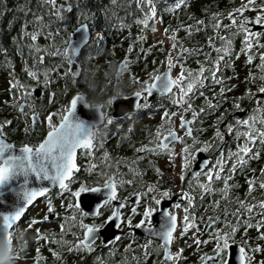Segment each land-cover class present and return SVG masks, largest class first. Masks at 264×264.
Here are the masks:
<instances>
[{
	"label": "snow or ice",
	"instance_id": "1",
	"mask_svg": "<svg viewBox=\"0 0 264 264\" xmlns=\"http://www.w3.org/2000/svg\"><path fill=\"white\" fill-rule=\"evenodd\" d=\"M50 6L51 15L59 20H63V13L70 8L69 3L57 5L56 0H43ZM115 2V0H113ZM135 7L140 11L142 18H137L136 23L148 28L152 25L151 31L156 32L155 23L158 17L156 0H134ZM181 7H187L185 0H174L168 7L164 9L166 12H175ZM245 11L255 13L253 17L243 15ZM84 15V23H79L78 27L67 32L65 38L59 44L53 46L49 43L47 46H38L36 41L38 35L43 34L47 41L52 42L59 35V29L54 33L45 31L46 26L42 22V16L34 15L33 22L39 27H35L33 31H25V26H21V38L28 36L31 43L28 45L30 52L33 53L32 68L25 66L27 76L36 82L37 85L49 88L53 83V76L58 75L61 79L68 76L72 77L73 82L78 79L80 70L79 64H76L78 53L82 47L86 45L89 39L95 40L97 45L104 39L101 32H95L93 37L89 35V16ZM226 18L229 23L223 24L222 19ZM162 23V18H159ZM214 19L215 24L205 25L203 20H196V31H201L203 27H211L214 36L207 38V47L209 52H204L201 48H189L184 45L182 40L177 36L180 29L165 27L163 33L168 36L171 41L168 49V55L161 61L163 70L160 66L154 68L151 72H146L144 77L132 76L129 72V78L132 83L139 87L131 93L135 98V108H146L149 106V97L156 93L161 97H167L172 107L176 111L170 112L165 108L161 113V123L158 124L153 132V139L147 144L141 145L136 149L140 153L166 154L171 161L176 153L170 147L175 142H180L183 147L178 155L180 156V172L179 179L184 181L186 173L188 187H182L178 194V201L171 204V207H163L162 200L170 197V191L164 189L159 191V195L149 194L158 191L156 186L149 185L141 192H132L130 196L135 202L131 203V207L127 213V219L121 211L129 203V197L123 199L118 198V187L123 184H131L132 181L117 180V174L109 176L102 185L97 184L95 187H88L83 181L78 182L79 186L70 193L67 210L79 215L80 220L76 221V216L64 217L59 225L60 238L57 239L55 234L41 233L40 229H36L35 240L37 242L43 240L46 244H58L67 246V252H92L94 242L106 230L115 228L117 230L127 225L133 227L132 217L137 214L138 205L143 200V210L140 212V219L134 225L135 228H143L147 234V243L141 247L144 249V258L148 257V248L154 239L159 240V245L155 251L162 250L163 255L160 257V264H178L183 259L182 248L171 251L170 246L175 239L174 233L179 232V236L183 237L189 230H193V242L199 250L200 244L213 242L211 254L200 253L198 264H229L232 246L237 249L238 264H264V198L256 199L251 194L257 189L264 194V165L259 168V176L255 175V169L249 168L248 171L253 175L245 176L246 191L245 199L235 198L237 207L231 212L232 220L229 219L227 208L224 211V219L220 220L218 215L208 216L206 220H201L202 227L198 225L196 210V189H199L198 196L202 200L205 195H218L215 202H210L205 208L211 207L215 211L220 204V200L227 199L232 188H238L239 184L230 183L238 171L243 172L245 167L251 160H256L260 156V148L264 147V85L256 88L255 92L245 89L244 97H235L236 101L232 107L234 110L245 111L240 109V100L247 98L254 105L250 113L243 118L232 116L228 120V109L220 112L216 121H213L214 129L209 140L200 141L198 137L193 136L192 125L205 114V107L213 113L221 106L224 100H217V96L224 97V93L231 89L223 87V78L218 76L219 64L228 56L230 59L227 66L231 67L232 40L230 37L241 36V49L236 52V56L241 53L246 57V63L251 64L253 55L251 50L255 48H264V44L260 43L264 31H253L249 27L250 24L260 25L264 29V0H243V2L226 13H213L210 20ZM27 23V22H26ZM121 27H124L121 24ZM187 36H191L193 32L192 25H181ZM231 29L229 37L217 35V29ZM147 37L137 35V41H144ZM218 38L222 42L221 47H217L213 40ZM155 43L163 45V40L155 41ZM154 45H150L148 49H137L138 56L143 53L146 55ZM133 50V43L128 45L127 52L116 68L117 75L122 72L129 71L128 53ZM175 51V60L172 53ZM215 51L217 55L213 59L211 52ZM36 54H39L38 58ZM203 55V61L197 60V67L192 69L187 67V61L191 56ZM259 63L256 65L260 71L257 77L253 72L249 71L245 77L246 81L254 82L256 79L264 80V51L259 52ZM45 57L60 58L61 63L55 67H43ZM155 63V61H154ZM66 64L67 68L61 72V67ZM76 64L75 69L73 65ZM178 68L175 75L172 74L173 69ZM220 85L218 92H213L211 98L204 96L202 89L207 87L208 83ZM233 87H235L233 85ZM15 88V96L11 101H4L9 107H15L19 113L20 119H25V126L22 129L25 137H30L35 132L36 125L40 124L45 128L42 138L36 143L22 142L19 146L10 142L6 129L11 126L12 121L5 119L0 121V191L12 193L15 201L9 205L6 200L0 199V236L3 238V248L0 253L7 256L10 252V241L16 225L23 219V216L30 205L37 198L46 199V212L42 217L43 221H48L49 214L55 213L51 198L48 194L53 189H58L57 196L63 195L70 190V185L74 181V174L78 171L76 163L77 151L80 150L81 155L93 156L96 148V138L100 132V125L107 126L112 123V117L106 116L102 110V105L91 104L87 102L86 97L77 92L67 100L66 104L59 105L54 111H48L41 119L40 113L36 110V106L31 102V90L21 84L18 80L9 82V95H12V89ZM66 91V89H65ZM57 93L48 92L49 105L55 102ZM197 95L203 98L204 104L198 109L194 107L193 101ZM143 101L141 103L140 101ZM213 101H216L215 103ZM111 99L109 103H111ZM80 105L88 109L95 110V118L89 122L81 119L77 115ZM28 111L25 112L24 109ZM187 116L186 114H189ZM178 117V125L173 120ZM179 131V134H178ZM197 132L204 131L203 128H197ZM231 136L235 141V147H229L225 154L223 143L225 137ZM191 141L187 143L185 141ZM219 142V143H217ZM199 145V147H197ZM259 145V147L257 146ZM215 150L216 158L213 162L211 159L197 160V154L208 153ZM104 157L108 156L104 152ZM139 159V157H137ZM198 165V166H197ZM210 165V166H209ZM96 167L95 164L90 165L86 170L92 171ZM157 171H159L157 169ZM203 177V180L200 179ZM222 181L220 188H215L214 182ZM103 193V199L98 203L90 204L89 210H85L79 200L73 202L72 198H79L83 194ZM251 197V202H249ZM115 201V203H113ZM111 204L110 211L104 215L102 208ZM61 207H64V201L61 200ZM7 209V210H5ZM182 209V215L177 216V210ZM159 212L160 219L158 223L152 220L153 214ZM103 215V219H99ZM57 216L59 214L57 213ZM85 217H91V223H84ZM99 220V222H96ZM234 220V222H233ZM71 221L68 227L65 222ZM40 220L32 218L27 222L26 227L31 229L33 225L40 223ZM111 222V223H110ZM221 223V227L215 225ZM78 225L83 235L72 228ZM211 228L206 239L201 240L197 233L203 234ZM240 240L235 239L236 233L240 230ZM249 229H254L255 234L249 235ZM65 233H70L75 239L69 241L65 239ZM108 236L114 240H118V235L107 232ZM51 236V239L49 238ZM258 240L260 243H255ZM127 247V246H126ZM53 258H60V253L49 248ZM39 257V249H36ZM255 254H261V259L256 260ZM9 259L15 257H8ZM83 258V257H82ZM99 259V258H97ZM155 264V262H154Z\"/></svg>",
	"mask_w": 264,
	"mask_h": 264
},
{
	"label": "flooded vegetation",
	"instance_id": "2",
	"mask_svg": "<svg viewBox=\"0 0 264 264\" xmlns=\"http://www.w3.org/2000/svg\"><path fill=\"white\" fill-rule=\"evenodd\" d=\"M230 7L227 12L232 8L238 7L243 0H228ZM66 2H61L60 4H64ZM71 6L70 8L64 12L63 14L68 16H74L75 10L73 9L72 2H67ZM59 4V5H60ZM139 11V10H138ZM140 12V11H139ZM226 12V13H227ZM243 15L248 17H253L255 15L252 11H245ZM142 18V16H141ZM57 26L55 28V32L59 29V35L54 39L53 46L59 44L63 38L66 37L67 32L74 29L78 26V20L73 18L63 19V20H55ZM85 21H79V23H84ZM158 20H156V23ZM229 21L227 20V24ZM159 24V23H158ZM151 24H149L150 26ZM135 26V25H134ZM139 26H142L139 24ZM249 27L253 31H264L262 26L250 24ZM134 28H131V32H133ZM232 29V28H231ZM231 29H226L229 33ZM141 30L140 27L138 29V33L134 29V34L129 38V41H133L136 39L137 35L146 34ZM96 30L95 32H97ZM100 32V31H98ZM89 35L93 37L92 27L89 25ZM104 37V36H103ZM128 37V30H123L119 33L117 38L119 40H125ZM147 37V36H146ZM42 41V38L39 39L38 42ZM104 39L97 45V43L93 39H89L88 43L82 47V50L78 53V59L76 64H79L80 70L78 73V79L75 83L72 80L71 76H68L64 79H61L58 75L53 76V83L49 88H45L43 86L37 85L35 81L31 80L27 87L32 92L31 102L35 104L36 110L40 113L41 119L44 115L47 114L48 111H54L56 107L59 105H63L67 103V100L71 98L72 95L77 92L82 93L88 103L91 104H100L102 105V110L105 112L106 116L112 117V123L105 125H100V132L96 138V148L94 149L93 156L90 158L86 154L81 155L80 150L77 151L76 162L78 165V171L74 174V181L70 185V190L65 192L61 196H57L58 189H54L50 191L48 194V198H51L54 208L56 209L55 213L49 214L53 216V219H48V221H43L42 217L46 212V199L45 198H37L36 201L26 210L24 214V218L21 220L23 222L22 227L20 228V232H22L23 236L27 231H31V237L28 238V243L32 246L35 241L36 229H40L41 233L46 232V230H58L61 221L64 217H71L73 215L76 216V221L80 220L78 214L67 210V204L69 202L70 193L72 190H75L76 187L79 186L80 181H83L86 186L93 187L97 184L102 185L104 181L114 174H117V180L128 181L131 180V184H123L118 187V198L123 199L124 197H129L130 203L121 211L124 213V218L127 219V213L131 207V203L135 202L134 199L130 196L132 192H141L143 194V190L146 189L150 184L156 186L158 189L157 192L149 194L151 195H159V191L164 189H168L170 191V197L166 200H162L163 207H171L172 203L179 202L178 194L182 187H188L187 176H190V172L186 173V179L181 181L179 179L180 172V156L178 153L180 149L183 147V144L180 142H175L170 145L172 151L177 155L169 161V158L166 154L159 153H140L137 152L136 149L139 148L143 144H147L149 140L153 139V132L158 124L161 123V113L165 108H168L170 112L176 111L174 107L170 104L167 97H161L158 94H155L149 97V106L146 108H135L134 104L135 100H131L128 105L116 104L114 101L116 99H120L122 97H126L131 95L133 91H135L139 85H136L131 82L129 78V72L132 76L136 77H144L146 72H151L153 68V63L155 61L154 56L146 55L141 57L138 56L137 49L143 48L148 49L151 45L152 41L147 37L142 42V46H138L136 51L128 53V59L131 61L129 64V71L123 72L120 75H117L116 66L120 60L124 58L125 55L121 56L117 59L114 58V66L108 65L105 68H100V63H103L105 59V55H99L98 50L102 48ZM58 42V43H57ZM261 44H264V36L261 37ZM47 46V45H44ZM42 46V47H44ZM253 49H256L255 47ZM39 54L37 55L38 58ZM60 58H51L45 57L43 67H55L57 64H60ZM76 64L73 65L75 69ZM67 68V65L64 64L60 71L63 72ZM160 70H163L160 69ZM176 73V72H175ZM175 73L173 75H175ZM38 89L37 94L33 93L34 89ZM66 89V91H65ZM53 91L56 92L57 95L55 97V102L51 105L48 103V92ZM111 99V103L109 100ZM143 103V101H140ZM244 109V108H243ZM245 110V109H244ZM25 112L28 111L27 108L24 109ZM245 114L241 117L247 115V108L244 111ZM232 112L227 113L228 120L232 119ZM190 116L189 114H186ZM237 116V115H235ZM238 117V116H237ZM173 120L178 125L179 120L178 117H173ZM25 119H18L17 124L12 127V125L6 130H10L12 132H17L22 134V129L25 126ZM193 127V136L198 137L200 141L209 140L214 131L213 127L211 129H206L209 127L208 123L200 124L199 119L192 125ZM197 128H203L204 131L197 132ZM36 131L32 132L30 138H32L33 143H36L40 138H42L43 132L45 128L40 124L36 125ZM179 134V131H178ZM10 139V138H9ZM187 143H191V141H185ZM219 143V142H217ZM16 144V143H15ZM16 144V145H20ZM259 147V145H257ZM199 147V145H197ZM229 147H235V141L231 136L225 137V142L223 143V149L225 154ZM121 149L124 151H128L129 156H127L126 160L122 164L121 167ZM104 152L108 153V156L104 157ZM215 150L208 153H198L197 160L200 159H211L213 162L216 158ZM139 157V159L137 158ZM95 164L96 167L92 171H87L86 169ZM261 165H264V147L260 148V156L256 160H251L249 164L245 167L244 171H238L234 176L233 180L230 183L239 184L238 188H232L229 197L225 200H220L219 207L213 211L211 207L205 208L206 205H209L210 202H215L219 197L217 194H213L211 196L205 195V197L201 200L198 196L199 189H196L197 199H196V210L195 215L197 217L198 225L203 226L200 221L206 220L208 216L218 215L220 220L224 219V211L227 208L229 212V219L232 220L231 212L237 207L235 203V198L239 197L240 199H245L244 193L246 191L245 184V176L253 175L252 172L248 171L249 168L255 169V175L259 176V168ZM210 166V165H209ZM123 168V170H122ZM157 169L159 171H157ZM203 180V177H200ZM222 181L214 182L215 188H220L222 185ZM252 197L256 199L264 198V194H262L258 189L251 194ZM249 202H251V197L248 198ZM61 200L64 201V207H61ZM74 202V198H72ZM115 203V201L113 202ZM111 204L106 205L102 208V212L104 215H107L110 211ZM143 210V200L138 205L137 214L132 217L133 227L129 228L125 225L123 228L117 230L114 228L115 235H118L120 238L118 240H114L112 243H108L106 246L98 249L97 246L102 240V236H99L94 242V248L92 252H67V246L64 247L62 254H60L61 260H63V264H90V260L93 258L102 259L100 261L101 264H109L106 261L111 262V264H160V257L163 255L162 250L155 251L157 246L159 245V240L154 239L150 247L148 248V257L144 258V249L141 247L142 245L147 243V234L144 232L143 228H135L134 225L140 219V212ZM57 213L59 216H57ZM182 215V209L177 210L178 221L179 217ZM35 218L40 220V223L33 225L31 229L26 227L27 222ZM103 215L99 219H103ZM20 221V222H21ZM158 218L153 220L154 223H158ZM91 217H85L84 223H91ZM96 222H99L97 220ZM234 222V220H233ZM65 223H72L71 221H66ZM215 227H221V223H217ZM240 229L235 236L237 241L240 240ZM74 231L79 233V235H83L82 231L79 229L78 225L74 227ZM211 231V228L208 229L207 232L203 234L197 233L201 240L206 239L208 236V232ZM105 233V232H104ZM102 233L101 235H103ZM255 234L254 229H249V235ZM175 239L170 246L171 251H174V247L176 242L178 244V248H182V257L178 264H198V257L200 253H208L211 254V250L213 247V242L209 241L207 244H200L199 250H197V245L193 242V238L189 237V233H186L183 237L179 236V232L174 233ZM69 241H74V237L68 233ZM193 236V235H192ZM255 243H260V241L256 240ZM45 244L43 240L38 242V245ZM127 246V247H126ZM11 251V250H10ZM40 253V252H39ZM37 255V253H36ZM9 257H15L12 259H8L3 264H27L25 259H20V257H16L13 254L9 253ZM38 257V256H37ZM42 254L38 257L41 258ZM83 257V258H82ZM104 258V260H103ZM255 259H261V254H255Z\"/></svg>",
	"mask_w": 264,
	"mask_h": 264
},
{
	"label": "trees",
	"instance_id": "3",
	"mask_svg": "<svg viewBox=\"0 0 264 264\" xmlns=\"http://www.w3.org/2000/svg\"><path fill=\"white\" fill-rule=\"evenodd\" d=\"M61 2H72L73 9L75 10L74 16H68L63 14V19L73 18L79 21H85L84 15L82 13H87L89 16L88 24L92 27L93 36L95 31L98 30L104 36V41L102 48L98 50L99 55H105V60L100 63V68H105L108 65L114 66V58L118 59L125 55L130 42L133 43L132 52L136 51L138 46H142L143 43L137 42L136 39L129 41L134 34V29L138 33L139 24L136 23L137 18H141V13L136 9L134 0H56L57 5ZM187 7H181L175 12H166L164 9L168 7L174 0H156L158 23L164 29L165 27L172 29H180L177 32V36L184 43L186 47L189 48H201L203 46L204 52H209L207 47V38L213 37V31L211 27L201 26V31H196V20H203L205 25L211 23L215 24V20H210L213 13H221L226 16V12L230 7L228 0H185ZM51 8L49 5L43 2V0H0V121L5 119L11 120L12 127H14L19 119V113L15 107H9L4 103V101H11L15 96L16 89H12V95H9V82H15L18 80L21 84L27 86L31 82V79L27 76L26 71H24L25 66L32 68L33 65V53L30 52L28 45L31 43L28 36H23L21 38V26H25V31L31 32L35 27L39 25L33 22L34 15L42 16V22L46 26L45 31H51L55 33V28L57 23L56 17L51 15ZM159 18H162V23ZM27 22V23H26ZM223 24H227V19H222ZM121 24L124 27H121ZM135 25V26H134ZM181 25H192L193 32L191 36H187ZM156 26V25H155ZM60 27L63 28L62 25ZM59 27V28H60ZM152 25L148 26L146 29H151ZM131 28L133 32H131ZM123 30H128V37L125 40H119L117 36ZM235 31L234 28L230 32ZM139 34V33H138ZM229 32L224 28L217 29V35H223L229 37ZM42 38V41L38 42ZM232 40L231 49V67H228L229 57L225 56L224 59L219 64L218 76L223 78V87L226 89H231L224 93V97L217 96V100H224L221 106L213 113L211 110L205 107V114L200 116V124L208 123L209 127L206 129H211L213 121L217 120L220 112L228 109V112L235 113L232 105L236 102L235 97H244L245 89H250L255 92L256 88L260 85H264V80L256 79L254 82H249L245 80L249 71L253 72L257 77L261 74L257 69L256 65L259 63V52L264 51V48H256L251 50L253 55V61L251 64H247L246 57L243 53L240 56H236V52L241 49V36L237 35L235 37H230ZM56 39L52 42L46 40L43 34L38 35L37 45L44 46L49 43H54ZM95 41V40H94ZM214 44L217 47L222 46V42L218 38H214ZM58 43V42H57ZM154 45L151 50L147 53L148 55L154 56L155 63H153V68L161 66V61L168 55V47L164 44L161 46L158 43H151ZM38 54H36L37 56ZM217 53L215 51L211 52V56L214 59ZM176 58V57H175ZM203 61V55L201 56H191L187 61L188 68H196L197 60ZM233 85L235 87H233ZM220 85H213L210 82L207 87L202 89L204 96L211 98L213 92H218ZM214 103L216 101H213ZM240 109L247 108V115L250 113L251 109L254 107L252 103L245 97L240 100ZM194 107L197 109L201 107L204 102L203 98L197 95L196 99L193 101ZM8 138H10L14 143L19 144L22 142L33 143L32 138L25 137L24 133L19 134L17 132H12L6 130ZM128 151L121 149V167L123 162L127 161L126 158L129 156ZM123 170V168H122ZM24 218V217H23ZM69 223H65V227H68ZM23 222H19L11 238V251L10 254L20 257V259H25L27 264H60V260L53 258L49 248L62 254L64 247L58 244L45 243L38 245L35 240L31 246L28 243L27 236H23L20 232ZM74 231V228L71 229ZM48 234H55L56 238H60V232L58 230H46ZM68 233H65V239H68ZM51 239V236L49 237ZM36 249H39V256L42 254L41 258L36 255ZM104 260V258H103ZM102 259L96 260L93 258L90 260V264H101ZM109 264L111 262L106 261Z\"/></svg>",
	"mask_w": 264,
	"mask_h": 264
},
{
	"label": "water",
	"instance_id": "4",
	"mask_svg": "<svg viewBox=\"0 0 264 264\" xmlns=\"http://www.w3.org/2000/svg\"><path fill=\"white\" fill-rule=\"evenodd\" d=\"M76 27H78V26H76ZM140 56L143 57L144 54L141 53ZM118 64H117V66H118ZM117 66H116V68H117ZM141 78H143V77H141ZM37 91H38V89L36 88V89L33 90V93L37 94ZM155 94L156 93H153L151 96H153ZM131 100H135V98L132 97V95H129V96H126V97H122L120 99H116L114 102L116 104H121V105L124 106V105H128ZM234 114L237 115L238 117H242L245 114V112L237 110V111H235ZM77 115L80 116L81 119H85V120L91 122L95 118V110L94 109H88V108L83 107V105H80L79 108H78V111H77ZM9 140H10V142H13L11 139H9ZM17 146H19V145H17ZM204 159H202V160H204ZM202 160L198 159V161H202ZM93 187H95V186H93ZM103 198L104 197H103V193L102 192L101 193H92V194H83L79 198H74V202H76V200H79L81 202V204H82V207L85 210H89V205L90 204L98 203L99 200L103 199ZM0 199L6 200L7 203L9 205H11L15 201V196L12 193H5L3 191H0ZM5 210H7V209H5ZM157 218H158V220L160 219V213L159 212H156V213L153 214L152 220H156ZM49 219H53V216H50ZM107 232H111L113 235H115L114 228H110V229L106 230V232L103 235H100V236H102V240L97 246L98 249L106 246L108 244V241L112 239L111 236L107 235ZM3 244H4L3 238H2V236H0V249L3 248ZM10 249H11V241H10ZM230 252H231V256H230L229 264H238V261L236 259L237 255H238L236 247L232 246L231 249H230ZM9 253L7 254V256H5L4 254L0 253V264H3L6 261H8Z\"/></svg>",
	"mask_w": 264,
	"mask_h": 264
},
{
	"label": "built area",
	"instance_id": "5",
	"mask_svg": "<svg viewBox=\"0 0 264 264\" xmlns=\"http://www.w3.org/2000/svg\"><path fill=\"white\" fill-rule=\"evenodd\" d=\"M146 35L149 37L151 41L155 42V41L163 40V43H167V45L171 44V41L168 39V36L163 33L161 28L156 29L155 33H153L152 31L146 32ZM174 56H175V53H174ZM188 232H189V237L191 238L193 235V230H189ZM177 249L178 247L175 246L174 251H176Z\"/></svg>",
	"mask_w": 264,
	"mask_h": 264
},
{
	"label": "rangeland",
	"instance_id": "6",
	"mask_svg": "<svg viewBox=\"0 0 264 264\" xmlns=\"http://www.w3.org/2000/svg\"><path fill=\"white\" fill-rule=\"evenodd\" d=\"M165 46H167L168 48L170 47L169 45H167V43H163ZM174 53H175V51H173V53H172V56H173V58L175 57L174 56ZM173 60H175V58L173 59ZM178 70V68H174L173 69V72H172V74H174L176 71ZM25 236H28L29 238L31 237V231H27L26 233H25Z\"/></svg>",
	"mask_w": 264,
	"mask_h": 264
}]
</instances>
